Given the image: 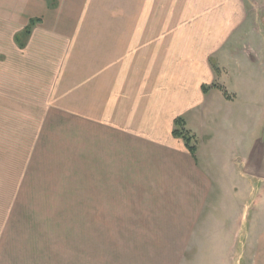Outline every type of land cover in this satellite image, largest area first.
<instances>
[{
	"label": "rangeland",
	"instance_id": "obj_1",
	"mask_svg": "<svg viewBox=\"0 0 264 264\" xmlns=\"http://www.w3.org/2000/svg\"><path fill=\"white\" fill-rule=\"evenodd\" d=\"M145 1L0 0V264H20L24 258L27 264H49L48 254L50 264L79 262L76 249L65 245L72 216L77 215L71 205L64 208L58 203L36 218L24 211V224L18 225L14 221L23 208L17 192L22 183L31 191L40 175L67 172L77 190L83 173L87 182L96 176L95 121L81 128L80 114L92 116L97 111L103 84V77L99 82L97 75L98 56H103L106 42L102 33L112 32L114 19L143 15ZM36 16L42 21L19 46L14 35ZM260 27L264 29V20ZM108 40L118 48L124 42ZM242 75L240 81L228 78L227 86L217 83L220 87L208 88L213 101H206L198 117L190 120L200 160L210 164L214 192L213 205L209 201L199 217L206 229L190 237L181 264H264V102H256L262 89L250 88L255 83L249 74ZM252 89L251 99L249 95L237 98L239 92L246 95ZM55 155L65 161H56ZM101 156L102 174L97 173L105 178L107 159L103 152ZM59 164L64 168L56 167ZM137 205L150 218L154 211L158 213L154 228L170 217L160 214L153 199ZM127 207L122 201L121 213L129 224L133 217L125 214ZM121 218L109 223L123 226ZM85 220L87 236L96 233L88 238L102 239L97 235L98 219L85 216ZM173 227L166 225L169 233ZM58 249L66 254L58 255ZM157 251L152 253L154 259L149 261L145 255L139 263L172 264Z\"/></svg>",
	"mask_w": 264,
	"mask_h": 264
},
{
	"label": "crops",
	"instance_id": "obj_2",
	"mask_svg": "<svg viewBox=\"0 0 264 264\" xmlns=\"http://www.w3.org/2000/svg\"><path fill=\"white\" fill-rule=\"evenodd\" d=\"M145 3L143 15L130 16L127 21L114 19L112 32L102 33L107 43H102L103 56H98L97 75L99 82L103 77V84L97 111L92 116L80 114L81 128L95 121L96 176L87 182L83 173L77 190L67 172L40 175L31 191L22 183L17 192L23 208L14 221L18 225L24 224V211L36 218L58 203L64 208L71 205L70 210L77 215L72 216L65 245L76 249L77 264L88 260V264H140L145 255L149 261L154 259V250L162 259L181 264L190 237L206 229L200 226L199 217L209 201L213 205L214 178L210 164L200 160L199 147L193 154L185 140L174 135L176 118H184L185 128L195 141L190 120L198 117L206 101H213L208 88L220 87L217 83L227 86L228 78L240 81L242 73L249 74L255 83L250 88L262 89V97L257 95L256 102H264V29L260 27L264 0ZM25 28L14 35L15 41ZM108 39L124 42L118 48ZM254 93L253 89L246 95L239 92L237 98L249 95L251 99ZM101 152L107 159L105 178H100ZM55 156L56 161H65V157ZM148 199L154 200L161 215L170 216L162 219L159 228H154L156 211L150 218L138 208V203ZM124 200L128 204L125 214L133 217L129 224L121 213ZM85 216L98 219L97 235L102 239L88 238L96 233L87 236ZM114 217L118 221L122 217L123 226L109 223H114ZM166 225L174 226L170 229L173 234ZM60 252L66 254L58 249V255ZM47 260L52 262L49 254ZM28 262L24 258L20 264Z\"/></svg>",
	"mask_w": 264,
	"mask_h": 264
},
{
	"label": "trees",
	"instance_id": "obj_3",
	"mask_svg": "<svg viewBox=\"0 0 264 264\" xmlns=\"http://www.w3.org/2000/svg\"><path fill=\"white\" fill-rule=\"evenodd\" d=\"M41 21V18H31L29 21L28 26L25 28V30L21 33H18L16 35V42H18L21 46H23L24 40L28 39L30 35L32 34L33 28L36 26L37 23ZM204 91H207V87H203ZM173 133L175 136L181 137L185 140L187 146L189 147L190 151L195 154L197 151V146L194 144L193 138L188 131V129L185 128V120L183 117H177L175 120V128L173 130Z\"/></svg>",
	"mask_w": 264,
	"mask_h": 264
}]
</instances>
